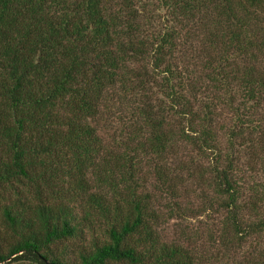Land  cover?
Segmentation results:
<instances>
[{"label": "trees", "instance_id": "trees-1", "mask_svg": "<svg viewBox=\"0 0 264 264\" xmlns=\"http://www.w3.org/2000/svg\"><path fill=\"white\" fill-rule=\"evenodd\" d=\"M48 263L264 264V0H0V264Z\"/></svg>", "mask_w": 264, "mask_h": 264}, {"label": "rangeland", "instance_id": "rangeland-1", "mask_svg": "<svg viewBox=\"0 0 264 264\" xmlns=\"http://www.w3.org/2000/svg\"><path fill=\"white\" fill-rule=\"evenodd\" d=\"M202 219H204L203 217H202ZM197 220L198 219H190V220H187V223H188V228L189 227H195V226H197L198 225V222H197ZM168 227V229H167V231L169 232V233H172V232H170V230H171V223L169 222V225L167 226ZM167 234V236H168V239H170L171 238V236H170V234ZM98 234H96L95 236H89V234L85 237V238H83L82 239V241H71L73 244H79V243H85V245H90L91 244V242L92 241H94V240H96V239H98ZM81 246H82V244H79V245H77V248H81ZM74 248V247H73ZM75 249V252H77L78 251V249ZM74 255L72 254V257H73Z\"/></svg>", "mask_w": 264, "mask_h": 264}, {"label": "water", "instance_id": "water-1", "mask_svg": "<svg viewBox=\"0 0 264 264\" xmlns=\"http://www.w3.org/2000/svg\"><path fill=\"white\" fill-rule=\"evenodd\" d=\"M48 264H54V263H48Z\"/></svg>", "mask_w": 264, "mask_h": 264}]
</instances>
